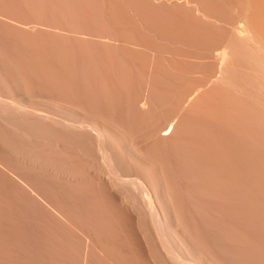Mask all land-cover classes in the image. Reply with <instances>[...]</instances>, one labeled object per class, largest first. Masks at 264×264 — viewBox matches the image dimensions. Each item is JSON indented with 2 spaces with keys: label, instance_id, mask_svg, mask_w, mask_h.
Wrapping results in <instances>:
<instances>
[{
  "label": "bare ground",
  "instance_id": "1",
  "mask_svg": "<svg viewBox=\"0 0 264 264\" xmlns=\"http://www.w3.org/2000/svg\"><path fill=\"white\" fill-rule=\"evenodd\" d=\"M0 33L16 203L111 242L133 211L151 264H264V0H0Z\"/></svg>",
  "mask_w": 264,
  "mask_h": 264
},
{
  "label": "rangeland",
  "instance_id": "2",
  "mask_svg": "<svg viewBox=\"0 0 264 264\" xmlns=\"http://www.w3.org/2000/svg\"><path fill=\"white\" fill-rule=\"evenodd\" d=\"M13 53H11V51L8 52L5 59L10 65L13 63L12 66H15V62L16 65L19 62L16 60V53H14L16 56L13 55ZM9 55L14 58H11ZM43 96L47 97L46 94ZM2 175L3 174L0 173V204H2L0 205V264H149L151 262L146 250V245L141 240V234L139 235L140 232L136 224L137 216L133 211L125 212L116 210L109 214L113 228L109 226L108 229L109 232L110 230L113 231L110 233H113V238L116 239H112L111 242L108 236L107 238L109 241L106 239L104 240L102 237L93 234L90 227L86 224L81 225V222H79L81 226L79 230H77L79 227L77 219L74 220L73 218H69L70 220H68L69 223L67 224L66 219L59 214L58 216L52 208L51 205L54 204L45 201L47 200L46 197H44V200L42 199L43 197L40 196H38V198L32 197L27 204L22 202L21 204H18V202L16 203L18 199L16 200V196L14 195L15 201L12 197L14 193H11L14 191H11L10 188V191H8L7 188L11 183ZM58 192L59 191L56 192L55 196H58V199H60ZM60 216L62 220L58 224ZM55 224L59 226L62 225V229L64 224L65 227L69 224L70 226L72 225V230H74L76 235L77 231L80 232L82 227L84 236L86 237L90 233L88 237H91L92 241L89 242L86 237L87 241L83 239L85 242H82L83 235L80 239L78 235V240L76 241V235H73L74 233L71 231L72 236L70 237H72L71 240L74 242L73 244L75 247L71 246L72 248H70L68 246L70 251L66 249L65 253L68 252L66 254L63 253L65 249H63V246L60 253L59 251L56 252L57 249L52 243H54V240L57 241V238H55L56 235L57 237H62L63 235L56 233L53 237L52 234L54 233L53 230L55 231ZM74 224L76 226L78 225L76 231L73 228ZM65 229L66 228L63 229L64 232L68 231V229ZM85 231H88L86 232L87 234H85ZM67 233L69 234L70 231ZM52 238H54V240ZM75 241L78 246H76L77 244ZM78 241L80 243H78ZM91 242L92 245L90 244ZM84 243L86 248L84 247ZM83 250L86 251L82 252ZM87 250L90 254L87 253ZM47 252L49 254H47Z\"/></svg>",
  "mask_w": 264,
  "mask_h": 264
}]
</instances>
